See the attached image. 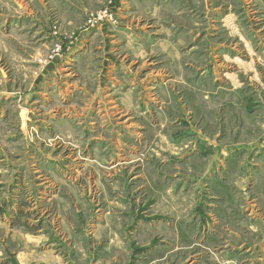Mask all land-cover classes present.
I'll return each instance as SVG.
<instances>
[{
    "label": "rangeland",
    "instance_id": "rangeland-1",
    "mask_svg": "<svg viewBox=\"0 0 264 264\" xmlns=\"http://www.w3.org/2000/svg\"><path fill=\"white\" fill-rule=\"evenodd\" d=\"M125 97L133 104L129 122L117 125L111 111L101 118L100 109L111 110L112 100ZM204 99L231 102L227 113L210 108L219 138L226 139L229 114L237 156L244 155L241 146H251L252 163L264 169V0H0V179L8 182L0 183V226L53 233L40 247L54 244L61 264H149L153 256L155 264H180V252L163 246L150 253L132 248L124 261L111 260L102 235L132 221L106 216L93 169L105 172L107 152H115L119 140L125 158L143 159L147 171L151 155L163 146L158 131L201 127ZM85 107L98 122L95 132L83 119L75 121ZM79 143L93 153L69 159ZM76 163L80 171L86 163L89 168L75 181L70 171ZM33 165L51 168V178L64 183L60 191H46L51 202L42 195V205L54 211L46 222L35 214L41 209L27 211L40 196ZM139 183L146 184L131 182L126 193L141 197L147 211L150 192L148 185L133 188Z\"/></svg>",
    "mask_w": 264,
    "mask_h": 264
},
{
    "label": "crops",
    "instance_id": "crops-1",
    "mask_svg": "<svg viewBox=\"0 0 264 264\" xmlns=\"http://www.w3.org/2000/svg\"><path fill=\"white\" fill-rule=\"evenodd\" d=\"M117 102L112 100L111 110L100 109L99 114L104 112L105 115H101V118H108V112L111 111L117 125H124L131 119L127 116L133 109L132 99L125 97L124 101ZM201 103L207 107L203 110L205 116L200 117L202 121L199 119L201 127H191L187 131L179 130L176 133L170 130L158 131L156 138L161 139L163 146L159 151L156 150L155 156L151 155L148 173L142 168L145 166L143 159L125 158L124 146L119 148V140L115 152H107L110 153V159L104 162V166H107L105 172L100 170L98 174L93 166L95 178L102 183L106 216L117 215L118 219L132 221L131 226L122 221L116 231L105 230L102 235L106 243L105 249L114 257L111 260L124 261L121 256H127L126 252L132 248H147L149 253L165 248L172 253L180 252V264H247V260L254 259L257 264H264V169L257 162L252 163L251 146H241L244 155L237 156L239 143L236 142V137L234 142L231 139L236 126L234 122L231 125L229 114L226 116V139L221 141L219 138L218 118L210 113V108L216 111L213 106H217L227 113L230 112L231 102L204 99ZM87 106L91 108V102ZM90 108L85 107L83 112L76 113L75 121L83 119L82 123L88 125L91 132H95L98 122L91 121L93 111ZM71 123L75 128L74 121ZM70 130L73 141L76 131L72 128ZM84 147L81 143L79 147L72 149L69 159L73 155L76 160L78 156L85 157L84 154L90 156L93 153L91 148ZM96 150V156H102L103 153ZM87 164L81 171H87ZM76 166L77 163L74 164L73 172L70 171V175L74 174L75 181L78 172H81ZM253 167L257 170L254 171ZM30 170L36 175L35 180L39 181L37 186L40 196L32 200V207L27 211L41 209L34 213L46 222L54 214L53 210L45 209L46 206L42 205L45 202L43 200L47 199L44 197L48 195L46 191L55 186L60 191L64 183L61 186L60 182L58 184L51 178V168L36 166ZM136 181L148 185L150 194L144 200L149 203L147 211L141 208V197H135L132 192L126 193V185L131 182L135 184ZM69 182V190L73 192L71 184L74 183ZM0 183L8 184L7 179H0ZM140 184L133 188L138 190L145 186ZM48 198L47 201L51 202L49 195ZM141 215L150 221L145 223L141 220ZM156 217L162 220H154ZM206 221L210 224L208 228H205ZM7 227L0 226L4 231L3 236H0V264L62 263V257L51 249L54 244L47 249L40 247L42 242H51L55 238L53 233L45 235L44 230H40L36 232L37 235H30ZM79 248L82 249V245ZM88 250L95 248L89 247ZM248 252L250 254L246 258ZM138 259L134 260L135 263H138ZM149 261V264H155L156 256ZM75 263L76 259L73 264Z\"/></svg>",
    "mask_w": 264,
    "mask_h": 264
},
{
    "label": "built area",
    "instance_id": "built-area-1",
    "mask_svg": "<svg viewBox=\"0 0 264 264\" xmlns=\"http://www.w3.org/2000/svg\"><path fill=\"white\" fill-rule=\"evenodd\" d=\"M104 16H106V13H105V12L99 14L98 19L96 18L95 21L97 22V21H99V20H103Z\"/></svg>",
    "mask_w": 264,
    "mask_h": 264
}]
</instances>
